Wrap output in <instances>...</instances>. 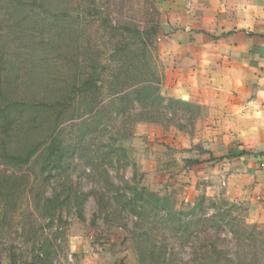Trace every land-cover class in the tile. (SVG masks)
Returning <instances> with one entry per match:
<instances>
[{
	"label": "rangeland",
	"instance_id": "1",
	"mask_svg": "<svg viewBox=\"0 0 264 264\" xmlns=\"http://www.w3.org/2000/svg\"><path fill=\"white\" fill-rule=\"evenodd\" d=\"M191 4L0 0V264H212V242L235 261L264 264V209L224 187L206 195L187 165L198 145L167 138L172 127L192 139L200 108L138 104L132 92L149 84L169 99L162 58L183 41L173 34L185 32ZM88 79L96 88L79 92ZM53 143L57 168L46 159ZM31 148L26 163L6 157ZM201 197L200 221L226 202L241 230L178 232L167 211L189 212Z\"/></svg>",
	"mask_w": 264,
	"mask_h": 264
},
{
	"label": "crops",
	"instance_id": "2",
	"mask_svg": "<svg viewBox=\"0 0 264 264\" xmlns=\"http://www.w3.org/2000/svg\"><path fill=\"white\" fill-rule=\"evenodd\" d=\"M190 1L185 32L173 34L183 41L162 58L164 91L201 113L192 139L172 127L167 138L198 145L190 175L206 195L224 187L229 199L264 209V0Z\"/></svg>",
	"mask_w": 264,
	"mask_h": 264
},
{
	"label": "trees",
	"instance_id": "3",
	"mask_svg": "<svg viewBox=\"0 0 264 264\" xmlns=\"http://www.w3.org/2000/svg\"><path fill=\"white\" fill-rule=\"evenodd\" d=\"M128 31L130 32V30L128 29ZM120 52V51H118ZM117 52V53H118ZM94 88H96V83L93 80L88 79L87 81L83 82L82 88H80L81 93H90L91 91L94 90ZM152 91V92H150ZM154 86L153 85H143V86H139L136 89H133V93H135V97H136V101L138 102V104H142L144 103V99H151L152 102L151 107L155 104H159L161 105V103L165 102L168 104V106L165 107L164 110H168V108H170V106L172 107L173 105H180V106H185L188 108H192V107H197L188 103H185L183 101L180 100H176L173 98H169L167 100H165L163 97H161L159 94H154L155 92ZM129 95V94H126ZM155 103V104H154ZM61 107H64L65 105H60ZM199 108V107H197ZM2 116V115H0ZM196 117H193V119H195ZM34 153V149L31 148L29 151H27L26 153L22 154V155H6L7 159L10 162H13L16 165H19L20 163H26L29 158L32 156V154ZM47 159V165H49L51 168H57L58 163L60 162V160L62 159V154L60 152V149L57 147L56 144H50L48 146V153L46 156ZM199 164V161L196 160H189L187 161V165L189 166H193ZM133 193L135 194L134 196H139L142 195V197L144 196L145 193H143L142 191H137L136 189H133ZM148 200L151 202H153L155 205H158L160 203V200L156 195L154 194H148ZM141 200H144L143 198H141ZM134 198L130 199L129 202L133 203ZM205 201L204 197H201L199 202L196 203L194 209H192L189 212L186 213H177L173 210L171 211H167V219H171L174 223V226L176 228V230L178 232H181L182 234H186L189 237H196L197 236V231L199 232V230H206L210 231L211 229L213 230H220L221 228L223 229V227H228L230 228V232L233 235H236V233H238V230H241L239 223L235 222V217L233 215V209L234 207H228L229 205H227L226 202L223 203V205L219 206L217 208V212L211 214L210 216H208L205 219H201V220H205V222L200 221V216L197 213V209L202 210L201 213L205 214V209L203 208V203ZM55 202L57 201V198H52V199H46L45 200V204L48 205L49 207H52L55 205ZM152 203V204H153ZM216 205H212V207L214 208ZM160 207V206H159ZM133 208V206H132ZM196 209V210H195ZM160 210H166V207H160ZM190 216L191 219L184 221L182 217H188ZM193 217V218H192ZM168 221V220H166ZM207 223V224H206ZM201 228V229H200ZM218 232V231H217ZM251 235L249 236L250 239ZM252 238V237H251ZM208 247L207 249H205V254L204 256H208L210 257V259L212 260V264H245L243 262H241L240 260L235 261L231 258H228L226 256V251H223L221 249H219L217 247V245H215V242H212L210 244V246H206ZM216 258V259H215ZM214 259V260H213ZM34 264V263H31Z\"/></svg>",
	"mask_w": 264,
	"mask_h": 264
},
{
	"label": "built area",
	"instance_id": "4",
	"mask_svg": "<svg viewBox=\"0 0 264 264\" xmlns=\"http://www.w3.org/2000/svg\"><path fill=\"white\" fill-rule=\"evenodd\" d=\"M222 185H224V184H222Z\"/></svg>",
	"mask_w": 264,
	"mask_h": 264
}]
</instances>
